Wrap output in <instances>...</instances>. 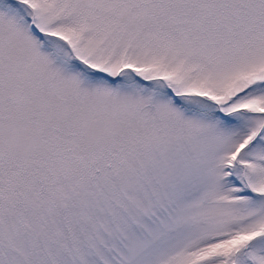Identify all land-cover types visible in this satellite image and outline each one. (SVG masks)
Segmentation results:
<instances>
[{
    "label": "snow or ice",
    "instance_id": "obj_1",
    "mask_svg": "<svg viewBox=\"0 0 264 264\" xmlns=\"http://www.w3.org/2000/svg\"><path fill=\"white\" fill-rule=\"evenodd\" d=\"M0 264H264V0H0Z\"/></svg>",
    "mask_w": 264,
    "mask_h": 264
}]
</instances>
